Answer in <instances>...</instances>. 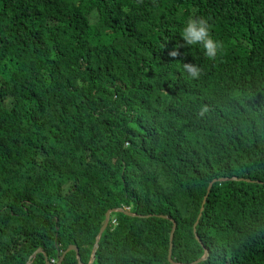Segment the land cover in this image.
I'll list each match as a JSON object with an SVG mask.
<instances>
[{
    "label": "trees",
    "instance_id": "16d2710c",
    "mask_svg": "<svg viewBox=\"0 0 264 264\" xmlns=\"http://www.w3.org/2000/svg\"><path fill=\"white\" fill-rule=\"evenodd\" d=\"M118 208L92 264H171L173 223L174 263L264 264V0H0V264H88Z\"/></svg>",
    "mask_w": 264,
    "mask_h": 264
},
{
    "label": "clouds",
    "instance_id": "9594fccd",
    "mask_svg": "<svg viewBox=\"0 0 264 264\" xmlns=\"http://www.w3.org/2000/svg\"><path fill=\"white\" fill-rule=\"evenodd\" d=\"M179 36L182 38L184 45L198 49L209 60H215L223 47L222 43L211 34L209 24L204 17L187 18L183 22ZM169 55L176 56L177 53L173 50ZM179 66L190 78H198L201 74L200 67L195 64L183 63Z\"/></svg>",
    "mask_w": 264,
    "mask_h": 264
},
{
    "label": "water",
    "instance_id": "95a60500",
    "mask_svg": "<svg viewBox=\"0 0 264 264\" xmlns=\"http://www.w3.org/2000/svg\"><path fill=\"white\" fill-rule=\"evenodd\" d=\"M226 179L224 178H219V179H214L212 180L208 187H207V190H206V194L202 200V206L200 207V210H199V214H198V217H197V220L195 222V224L193 225V232L195 233V227H196V224L198 222V219L200 218L201 216V213L203 211V205L205 203V200L207 198V195L211 189V186L214 182L218 181V182H222V181H225ZM113 212H122L124 213L125 215H128V216H134L132 214L129 213L128 210H123L121 208H118V209H113V210H108L105 214V219H104V222H103V225L101 226L97 236H96V239H95V243H94V247H93V250H92V254H91V258H90V261L88 262V264H92L94 262V259H95V252L98 248V241H99V238L101 236V234L103 233V231L106 229L108 223H109V219H110V214L113 213ZM175 231V224L173 223V226H172V230H171V233H170V236H169V246H168V254H167V259H168V262H170L171 264H177V263H174L172 262V259H171V250H172V238H173V233ZM70 251H73L75 252V256H76V261H77V264H82L81 261H80V256L78 254V250L75 246H68L67 249L60 253V254H57V257H58V260H57V263L56 264H60L61 261L63 260L64 256L66 253L70 252ZM38 253H42V251L40 249H37L33 254H32V257L29 259V262L27 264H29L33 259L34 257L38 254ZM208 256V253L207 251H205L204 255L193 262V264H198L200 262H202L203 260H205ZM44 258H45V262L47 264H51L48 260H47V257L46 255L44 254Z\"/></svg>",
    "mask_w": 264,
    "mask_h": 264
},
{
    "label": "built area",
    "instance_id": "2783aa9c",
    "mask_svg": "<svg viewBox=\"0 0 264 264\" xmlns=\"http://www.w3.org/2000/svg\"><path fill=\"white\" fill-rule=\"evenodd\" d=\"M111 222H112L113 224L115 223V221H114V220H112Z\"/></svg>",
    "mask_w": 264,
    "mask_h": 264
}]
</instances>
